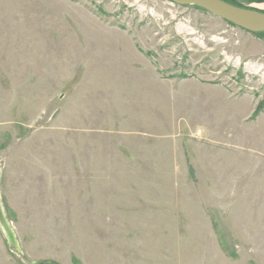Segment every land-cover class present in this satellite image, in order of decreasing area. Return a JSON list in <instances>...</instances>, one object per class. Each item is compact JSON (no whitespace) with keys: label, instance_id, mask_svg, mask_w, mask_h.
<instances>
[{"label":"rangeland","instance_id":"obj_1","mask_svg":"<svg viewBox=\"0 0 264 264\" xmlns=\"http://www.w3.org/2000/svg\"><path fill=\"white\" fill-rule=\"evenodd\" d=\"M261 102L264 38L197 7L0 0L13 264H264Z\"/></svg>","mask_w":264,"mask_h":264},{"label":"water","instance_id":"obj_2","mask_svg":"<svg viewBox=\"0 0 264 264\" xmlns=\"http://www.w3.org/2000/svg\"><path fill=\"white\" fill-rule=\"evenodd\" d=\"M179 7L193 6L249 34L264 33V14L249 9H242L222 0H168ZM1 208V207H0ZM0 226L11 249H16V241L9 223L0 209Z\"/></svg>","mask_w":264,"mask_h":264},{"label":"crops","instance_id":"obj_3","mask_svg":"<svg viewBox=\"0 0 264 264\" xmlns=\"http://www.w3.org/2000/svg\"><path fill=\"white\" fill-rule=\"evenodd\" d=\"M254 113V112H253ZM252 113V114H253ZM256 117H258V115H256ZM3 210V209H2ZM5 211V210H4ZM4 214V213H3ZM5 216V215H4ZM7 246L5 245V242L3 240V238L0 236V264H13L12 262V258L10 253L8 252V250H6ZM57 259V258H56ZM59 260V259H57ZM64 261V260H63ZM61 262V263H66L69 264V262ZM75 262V257H71L70 259V264ZM80 262V261H79ZM36 263L35 261H32L31 264ZM41 263H47V264H56V263H52V262H46V261H40L37 262L36 264H41Z\"/></svg>","mask_w":264,"mask_h":264},{"label":"trees","instance_id":"obj_4","mask_svg":"<svg viewBox=\"0 0 264 264\" xmlns=\"http://www.w3.org/2000/svg\"><path fill=\"white\" fill-rule=\"evenodd\" d=\"M222 1H224L225 3H228V4H230V5H232V6H235V7H238V8H241V7H239V6H237V5H235V3L232 1H229V0H222ZM254 2H260V0H254ZM242 9H245V8H242ZM249 10H253V9H249ZM256 11V10H255ZM261 13H263V12H261ZM264 14V13H263ZM255 36H258V37H262V38H264V33H258V34H254ZM264 105V102H261V103H259L258 105H257V107H256V109H255V114H258V113H260L261 111H262V106Z\"/></svg>","mask_w":264,"mask_h":264}]
</instances>
